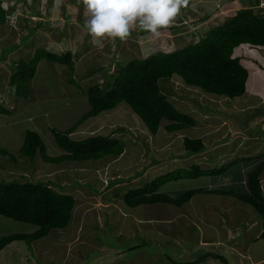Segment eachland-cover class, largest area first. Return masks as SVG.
I'll use <instances>...</instances> for the list:
<instances>
[{
  "label": "rangeland",
  "instance_id": "374dc122",
  "mask_svg": "<svg viewBox=\"0 0 264 264\" xmlns=\"http://www.w3.org/2000/svg\"><path fill=\"white\" fill-rule=\"evenodd\" d=\"M1 1L4 8L16 10L8 15V23L0 25V59L7 58V63H0V72L8 69L7 64L12 66V58L28 60L41 46L58 53L70 50L75 68L71 74L65 65L40 60L25 84L16 78L18 85L8 87L9 82L1 80L6 78H0V103L8 110V114H0V148L8 152L0 154V183L55 184V190L71 194L76 202L66 228L53 229L33 242H12L0 250V264H187L193 260L196 264H225L213 254L222 255L228 264H264V260L259 261L264 258V240L252 234L258 220L253 216V222L240 224L251 213L258 216L253 208L246 204L239 209L233 197L203 191L215 187L242 191L232 176L242 174L239 184L245 188L246 173L264 160L259 158L264 154V114H259L264 112V47L243 44L233 50V56L248 71L245 93L240 97L205 93L188 86L178 75L161 81L170 102L190 115L194 125L167 132L163 121L158 132L151 134L122 102L111 111L85 119L70 134L73 139L98 134L118 138L125 146L118 157L53 163L43 161L38 152L34 158L19 153L29 130L40 135L46 155L63 153L51 129H67L89 109L81 88L101 81L102 72L94 69L97 66L116 68L117 63L125 64L133 57L195 43L226 15L249 7L250 0H188L180 11L183 15L188 11L186 24L176 23L180 14L171 24L180 27L178 33L167 28L160 30L158 38L149 34L142 37L146 30L139 32L143 29L137 27L127 41L89 34L82 0ZM37 10L40 17L27 16ZM37 21L41 24L36 26ZM25 26L34 29L31 37L25 35ZM13 42L22 44V49H15ZM85 60L93 62L83 65ZM88 67L91 70L85 69ZM8 121L16 124L5 123ZM186 137L199 138L204 148L189 153L183 143ZM248 158L252 160L245 161ZM235 159L240 161L221 175L165 183L160 192L171 197L192 188L202 190L182 208L164 203L128 207L124 203L123 196L129 190L158 175L195 166L220 168ZM261 181L264 196V172ZM36 228L0 215V236L31 233ZM139 242L143 245L129 248ZM206 252L213 254L204 258Z\"/></svg>",
  "mask_w": 264,
  "mask_h": 264
},
{
  "label": "trees",
  "instance_id": "16d2710c",
  "mask_svg": "<svg viewBox=\"0 0 264 264\" xmlns=\"http://www.w3.org/2000/svg\"><path fill=\"white\" fill-rule=\"evenodd\" d=\"M249 2V7L238 8L232 15H226L227 17L221 24L210 26L195 43L172 51L161 50L145 57H133L125 64L117 63L116 68L97 66L94 69L102 72L101 81L81 88L87 98L89 109L77 122L63 131L50 127L54 141L63 153L54 157L46 155L40 135L31 130L24 135L19 153L21 156L34 158L38 152L43 161L53 163L97 160L107 156L118 157L124 152L125 146L117 138L98 134L83 139H73L70 134L85 119L111 110L122 102L129 105L151 134L158 132L163 121L166 122L164 129L167 132L178 131L194 125V119L190 115L180 112L162 90L161 81L168 80L173 75H178L187 85L199 87L205 93L228 98L242 96L246 89L248 71L239 59L233 56V50L243 44L264 47V14L261 13L264 8L259 7L260 0H250ZM31 13L38 15V10ZM180 15V21H183L185 16L182 13ZM5 20L6 12L2 9L0 0V24L5 23ZM175 21L176 18L172 23ZM180 21L177 20L176 23L179 22V26L183 27L184 23L181 24ZM137 27L132 30V34L138 30ZM25 29L28 32L26 36L31 37L33 29L27 26ZM169 29L178 33L177 30L180 27L173 24ZM138 31L145 30L139 29ZM146 34L150 33L145 31L141 35L144 37ZM12 46L15 49L19 48V44ZM72 57L73 53L70 50L58 53L41 46L35 49L34 54L28 60L12 58V66L7 64L8 69H2L0 78L5 77L6 81L1 80L8 81V86L18 85L16 78L25 84V80L29 79L30 81L34 76L36 65L40 60L65 65L68 71L73 74L75 62ZM113 59L112 57L111 60ZM109 60L108 58L106 65ZM0 62L4 61L0 59ZM5 112L6 110L0 105V113ZM259 114H264V112H259ZM255 115H252V118ZM183 143L189 153L200 152L204 148L199 138L186 137ZM0 154L8 155V152L0 148ZM261 157H264V154L259 158ZM250 160L252 158L245 161ZM239 161L240 159H235L220 168L202 169L195 166L192 170L176 169L173 172L158 175L150 182L129 190L123 196L124 203L128 207L164 203L182 208L202 190L192 188L171 197L160 192L165 183L183 178L221 175ZM263 172L264 160L254 170L246 173L245 186L247 187L244 188L242 184H239L243 178L242 174L235 173L232 176V179L238 183L237 185L243 189L242 191H235L229 187L225 189L215 187L203 191L208 194L231 196L233 200L238 201L236 204L239 209L245 208L246 204L251 206L258 216L251 213L245 221L240 220V224L246 226V220L252 221L255 217L258 220L256 231L259 232V238L264 240V196L261 186ZM54 185L52 186H57ZM52 186L37 181L0 183V215L37 226L36 230L31 233L0 236V250L14 241L33 242L45 237L53 229H64L68 226L76 200L71 194L57 191ZM140 245L143 243L130 245L129 248H136ZM209 254L213 253L206 252L203 257L205 258ZM213 255L221 262L228 264L222 255ZM174 263L186 264V262L177 261ZM187 264H196V261L193 260Z\"/></svg>",
  "mask_w": 264,
  "mask_h": 264
},
{
  "label": "clouds",
  "instance_id": "9594fccd",
  "mask_svg": "<svg viewBox=\"0 0 264 264\" xmlns=\"http://www.w3.org/2000/svg\"><path fill=\"white\" fill-rule=\"evenodd\" d=\"M82 2L86 9L85 26L89 34L95 38H104L107 36L113 39H119L120 41H127L132 34V30L137 26L148 31L150 33L149 35L158 38L161 35L160 30L167 29L171 26L175 18L181 13V8L187 4L188 0H82ZM57 3H60V0H57ZM261 3H263V5H260ZM260 4L259 7L264 8V0L260 1ZM1 7L6 12L5 23H8V15L10 13L12 14L16 9H13L12 7H10V10H8V8H4L2 6V1ZM261 13L264 14V10H262ZM29 14L30 15H27L29 17L32 15H37L31 12ZM37 16L40 17L39 15ZM19 17L23 19L27 18L24 15H20ZM41 21H37L36 24H41ZM5 23H1L0 25H4ZM183 23L186 24L185 21ZM27 34L28 32L25 35ZM14 44L15 42H13V45ZM18 44V49H22V44ZM28 44H26L25 47L27 50L30 48V46H27ZM2 60L7 62L6 57H4ZM92 62L93 60H85L83 65H89ZM85 69L91 70L90 67ZM87 75L89 74H86L83 78H85ZM12 93L13 89L11 93H7V96L8 94ZM4 99H6V97H4L3 100ZM0 105L6 110L5 113L0 114H8L6 107L2 103H0ZM6 123L11 122L8 121ZM15 124L16 121H14V124L12 125ZM252 234L255 238L260 239L259 232L255 231Z\"/></svg>",
  "mask_w": 264,
  "mask_h": 264
},
{
  "label": "crops",
  "instance_id": "0c3cea01",
  "mask_svg": "<svg viewBox=\"0 0 264 264\" xmlns=\"http://www.w3.org/2000/svg\"><path fill=\"white\" fill-rule=\"evenodd\" d=\"M187 15V13L184 15V16H186ZM186 19L184 18V20L183 21H185ZM188 21V23H189V21L190 20H187ZM6 123V122H5ZM9 124H11V123H9ZM12 124H14V123H12ZM264 260V258L263 257H261V259L259 260L260 262H262ZM263 264V263H262Z\"/></svg>",
  "mask_w": 264,
  "mask_h": 264
}]
</instances>
